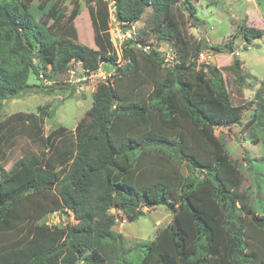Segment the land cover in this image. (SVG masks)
<instances>
[{
  "label": "trees",
  "instance_id": "16d2710c",
  "mask_svg": "<svg viewBox=\"0 0 264 264\" xmlns=\"http://www.w3.org/2000/svg\"><path fill=\"white\" fill-rule=\"evenodd\" d=\"M112 1L120 23L136 24L151 9L148 29L172 43L178 63L166 68L143 30L137 42L151 50L127 42L126 63L117 67L110 7L101 0L89 7L96 50L78 42V4L63 21L64 8L0 0V113L4 101L33 88L32 74L56 88L72 61L89 71L102 63L116 67L113 84L96 86L92 107L73 131H55L45 150L9 171L4 146L38 119L19 113L0 123V264H264V202H248L243 173L215 135L216 128L240 120L245 107L233 105L215 68L197 64L203 49L224 54L232 46L194 44L183 35L177 11L183 6L198 22L194 2L203 0ZM243 36L249 43L264 31L249 27ZM241 66L236 60L229 69L242 79ZM159 70L163 78L156 77ZM140 76L153 79L150 90ZM256 100L257 121L264 125V91ZM39 111L41 122L53 117L48 106ZM160 206L172 222L154 240L125 249L111 211L135 222L144 208ZM53 212H69L75 223L50 227L43 220Z\"/></svg>",
  "mask_w": 264,
  "mask_h": 264
},
{
  "label": "rangeland",
  "instance_id": "374dc122",
  "mask_svg": "<svg viewBox=\"0 0 264 264\" xmlns=\"http://www.w3.org/2000/svg\"><path fill=\"white\" fill-rule=\"evenodd\" d=\"M29 2L33 7L42 2L47 4L46 8L52 5L64 8L67 17L71 14L75 5L80 6V15L75 20V29L77 31L78 42L91 49L96 50L93 40V29L89 15V7H96L98 0H21ZM110 7L111 22L110 33L112 40L118 26L115 24V17L112 16L113 1L101 0ZM194 6L197 9L198 22L190 17L188 11L181 6L177 11L181 22L183 35L198 44L203 42L208 47H223L227 49L226 44L232 46V52L218 54L215 51L205 48L201 53L208 54L205 61L200 65H208L215 68L225 82L228 91L231 94L232 103L235 106H244L242 118L227 126L215 129V135L226 145V151L231 160L243 173V183L241 192L248 198V202L257 204L264 202V125L257 121V100L256 95L264 91V37L246 42L243 36L245 28H256L264 31V0H203L195 1ZM42 16H39V19ZM153 18L151 9L146 10L142 20L135 24L137 34L143 30L149 34L144 37L148 43H152L159 48L160 53L165 57V67L177 64L178 57L174 52V46L170 42H160L157 35H154L148 24ZM63 25L59 27V32H63ZM49 29L55 30L53 21L49 23ZM119 29V28H118ZM177 43L178 37L174 36ZM251 47L248 49V47ZM118 59L117 67L124 66L126 61L123 51L116 47ZM239 52L240 56L235 53ZM37 60V58H35ZM168 60V61H167ZM236 60L242 64L241 75H236L230 67L234 66ZM100 70V71H99ZM89 71V70H88ZM116 67L108 64H99L96 70L89 71L90 74L114 73ZM112 75V84L114 76ZM163 70L156 71V77L163 78ZM97 81V78H95ZM152 78L140 76L139 81L149 89L152 87ZM94 76L81 85L71 86L68 83V76L60 79L56 88H53L52 82L44 79L42 84L37 77L32 74L29 78V84L33 87L18 98L4 101L1 107L0 123L15 114H35L37 119L35 125L31 122L18 128L10 142L4 146L6 159L4 166L10 170L21 159L33 154H39L45 150V141L48 136L60 129L73 131L80 120L86 115L87 111L93 105V92L97 82ZM62 83V84H61ZM125 85L130 83L129 79L124 80ZM35 85V86H33ZM62 85V86H61ZM51 87V88H49ZM48 106V111L53 113L51 119L45 118L43 122L39 120V108ZM42 123V124H41ZM183 175L188 174V170L181 165ZM258 205V204H257ZM262 207V204L259 206ZM145 216L138 221L132 222L117 208L111 211L115 218L113 230L124 237L125 249L133 248L138 244L147 243L154 240L160 230L168 226L173 215L163 206L155 208H144ZM43 222L50 227L65 226L67 222L75 223L74 216L71 213L53 212L47 215Z\"/></svg>",
  "mask_w": 264,
  "mask_h": 264
},
{
  "label": "built area",
  "instance_id": "2783aa9c",
  "mask_svg": "<svg viewBox=\"0 0 264 264\" xmlns=\"http://www.w3.org/2000/svg\"><path fill=\"white\" fill-rule=\"evenodd\" d=\"M112 16L113 13H112ZM116 20V18H115ZM115 24L118 26V28H116L114 34L115 38L112 40L115 47H119L120 50L122 51V47L125 45V43L127 42H133V47L139 50H144V51H150L151 48L148 45H142L140 43L137 42V30L135 28V24H125V23H120L117 20L115 21ZM125 24V26H124ZM111 34V33H110ZM111 38H112V34H111ZM251 47L249 46L248 49H250ZM117 54H119V52H117ZM236 56H240L239 52L235 53ZM206 57H209L208 54H204L201 53L199 58H198V63L200 65V63L203 61H205ZM168 61V60H167ZM119 66H121L119 64ZM100 71V70H99ZM89 71L84 69L82 66L81 62H77V61H72L69 69L67 71V76H68V84L71 86L74 85H81L83 88L82 84H85L84 82H87L88 80H90L91 76H94V80L96 81L95 78H97V84L93 85V87H96L99 83L105 84V85H111L112 84V75L115 73H101L99 74L97 77V74H88Z\"/></svg>",
  "mask_w": 264,
  "mask_h": 264
},
{
  "label": "water",
  "instance_id": "95a60500",
  "mask_svg": "<svg viewBox=\"0 0 264 264\" xmlns=\"http://www.w3.org/2000/svg\"><path fill=\"white\" fill-rule=\"evenodd\" d=\"M112 1V0H111Z\"/></svg>",
  "mask_w": 264,
  "mask_h": 264
}]
</instances>
